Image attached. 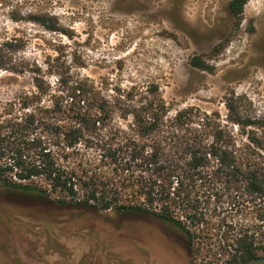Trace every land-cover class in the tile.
<instances>
[{"label":"trees","instance_id":"obj_1","mask_svg":"<svg viewBox=\"0 0 264 264\" xmlns=\"http://www.w3.org/2000/svg\"><path fill=\"white\" fill-rule=\"evenodd\" d=\"M248 1L228 3L237 27ZM19 41H0V70L28 81L0 99V207L26 208L34 215L25 224L58 244L65 237L55 226L115 213L177 228L192 262L203 247L211 257L201 264L264 255V117L244 111V98L228 97L225 116L195 105L173 109L156 82L73 79L63 64L45 70L17 56ZM191 63L213 71L200 56Z\"/></svg>","mask_w":264,"mask_h":264},{"label":"rangeland","instance_id":"obj_2","mask_svg":"<svg viewBox=\"0 0 264 264\" xmlns=\"http://www.w3.org/2000/svg\"><path fill=\"white\" fill-rule=\"evenodd\" d=\"M229 1L0 0V41L20 40L17 56L45 70L63 64L73 79L110 87L156 82L173 109L195 105L225 116L226 99L236 95L244 98V111L264 117V0L248 1L238 27ZM195 56L213 71L193 66ZM27 85L0 70V99ZM30 215L19 206L0 207V264H201L211 257L203 247L192 262L185 235L149 215L75 218L61 230L55 226L64 244L28 227ZM212 264L226 261L219 256Z\"/></svg>","mask_w":264,"mask_h":264},{"label":"water","instance_id":"obj_3","mask_svg":"<svg viewBox=\"0 0 264 264\" xmlns=\"http://www.w3.org/2000/svg\"><path fill=\"white\" fill-rule=\"evenodd\" d=\"M244 264H264V255L255 257V258L245 262Z\"/></svg>","mask_w":264,"mask_h":264}]
</instances>
